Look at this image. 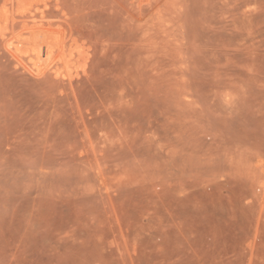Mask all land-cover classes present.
I'll return each instance as SVG.
<instances>
[{
    "label": "rangeland",
    "instance_id": "obj_1",
    "mask_svg": "<svg viewBox=\"0 0 264 264\" xmlns=\"http://www.w3.org/2000/svg\"><path fill=\"white\" fill-rule=\"evenodd\" d=\"M0 264H264V0H0Z\"/></svg>",
    "mask_w": 264,
    "mask_h": 264
}]
</instances>
